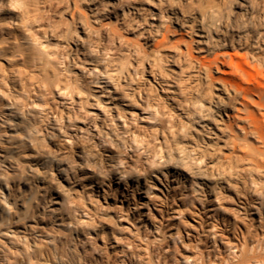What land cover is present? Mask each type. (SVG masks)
<instances>
[{
	"label": "bare ground",
	"instance_id": "bare-ground-1",
	"mask_svg": "<svg viewBox=\"0 0 264 264\" xmlns=\"http://www.w3.org/2000/svg\"><path fill=\"white\" fill-rule=\"evenodd\" d=\"M22 1L12 0V7L0 8V57H6L7 61L6 67L0 64V141L2 132L16 129L15 125L23 122L29 131L20 139L22 144L34 148L37 142L46 144L50 140L61 138L70 149L83 145L90 150L88 153L92 158L80 160V153L74 156L71 151L52 148L44 154L45 169L42 170L37 162L32 164V161H22L12 154L13 150L4 151L0 146V169L6 173L11 170L31 176V184L28 186L31 195L26 204H22L25 214L38 210V213L44 215L48 211L52 217L50 230L42 233L35 229L37 224L24 226L23 229L14 228L10 225L12 219L7 221L8 217L5 218L1 213L0 264H13L9 256L14 247L22 255L20 264H42L39 259L42 253L51 264H101L104 258L97 245L92 247L97 255L93 259L82 260L80 257L78 246L81 241V227L83 222L85 224L89 221L83 218L88 215L87 212H80V197L72 196L68 186L63 188L57 185L59 190L56 194L62 198L59 203H53L59 204V207L67 204L69 209L66 216L59 215L57 208L49 205L54 194L51 183L52 180L58 181L56 183L64 180L72 186L81 185L84 188L86 184L81 182L85 177L98 175L103 179L97 181L90 191H82L85 194L83 197L98 199L99 195L105 201L111 193L126 196L131 191L143 189L139 181L136 185L129 182L126 174L127 166L130 162L136 163L139 154L146 155L145 162L150 159L149 156L153 157L152 162L157 166L165 165L172 159L165 152V140H158L156 144L140 141L139 146L133 145L134 142H139L140 135L131 127L126 114L127 108H122L118 97L114 95L116 93L113 94L118 85L110 83L101 91H95L89 85L90 82H99V75L103 74V71H98L94 58L91 60L95 62L91 61L92 65L83 69L80 74V58L77 59L80 54V26L83 30L96 32L111 40L113 45H125L120 41L121 35L119 36L118 31L109 25L113 16L118 18L119 11L124 16L133 10L121 0H87V8L95 20L93 22L97 23L93 26L88 19H81V15H87L82 10L80 0L67 1L65 12H69V19L65 22L49 16L52 13L47 15L48 10L45 14L40 3L47 0H33L29 4ZM187 2L193 0H172L165 16L172 19L181 30L185 26L192 30V23L196 20L199 22L202 34L197 43L201 56L193 55L191 36L186 39L183 33H179L178 37L172 39L171 34L175 30L168 24L161 30L158 29L159 37L153 36L151 53L155 60H159L161 56V47H168L173 52L178 50L180 54L183 52L179 48L180 43H185V50L190 56L218 73L213 76L210 70L209 74L204 75L207 82L216 84L215 94L206 95L197 89L180 101L186 123L193 127L199 123L201 130L210 139L211 150L205 156L181 154L182 160L190 163L189 166L186 169L165 166V169L159 171L163 177L156 174L153 184L169 191L184 184L181 175L185 178L189 176L191 182L188 186L200 200L227 202L228 197L233 195V205L238 215H252L257 220L255 229L240 232L235 229L232 232V237L238 239V243L230 239L222 240L221 234L213 225L208 230V236L213 242L211 246L221 244L226 254L219 257L215 253L208 254L194 263L187 261V264H264V0H225L221 8H201L195 14L183 8ZM133 8L138 12L137 6ZM188 21L191 23L186 25ZM141 33L142 31L139 34ZM52 39L57 40L55 46L51 45ZM137 41L140 44L141 41ZM148 42L149 40H145L144 44ZM131 44L135 45L133 42ZM139 44L135 47L138 48ZM112 56L110 59L106 56V66H112L115 72H124L128 63L115 64L110 61ZM84 76L89 77L88 80ZM152 76L159 84L156 76ZM55 89L56 98L52 95ZM48 94L61 105L64 116L58 117L50 105L45 107L44 103L38 109L37 100L46 99ZM145 97L140 96L142 100ZM89 99L95 101L96 110L85 109ZM147 104L148 108L152 107L151 103ZM82 108L92 113L95 118L89 120L83 117ZM50 113L52 119L48 120ZM45 118L51 126L44 122ZM199 118L201 120L197 122ZM167 125L171 131L174 130L173 123L169 122ZM89 142L95 145V151L89 148ZM218 144L221 146L219 155L216 152ZM103 147L112 149L117 158L112 165L107 164L116 171L115 178L111 180L110 177L108 183L104 179L108 178L111 169L104 165L102 159L96 158L97 153H102L100 148ZM205 163L210 170L204 173ZM137 171L143 173L145 169ZM104 186H108V189ZM7 190L10 194V188L7 187ZM7 198L8 194L0 189V207L3 210L8 207ZM10 206L7 213H11L13 206ZM1 223H7V226L5 224L3 228ZM57 232L63 236L59 237ZM35 240L40 241L43 246L40 252L34 248ZM126 247L130 249L132 245L127 244ZM66 252L71 254L72 261ZM121 263H125V260L122 259Z\"/></svg>",
	"mask_w": 264,
	"mask_h": 264
},
{
	"label": "rangeland",
	"instance_id": "rangeland-1",
	"mask_svg": "<svg viewBox=\"0 0 264 264\" xmlns=\"http://www.w3.org/2000/svg\"><path fill=\"white\" fill-rule=\"evenodd\" d=\"M11 1L12 0H0V8L5 6L12 7ZM50 1L51 0H49V2ZM67 1L68 0H52L49 4L47 0L41 2L40 5L45 9V14L48 10L49 12L47 15L52 13L49 16H53L52 18L56 20L63 19L62 22H65V20L68 21L67 19H69V12H65ZM80 1H82V10H85V14L88 16L81 15V19L84 20L86 18L90 22V25H97V23L93 22L95 21L94 17L87 8L89 1ZM171 1L172 0H121L122 3L128 7L130 6L133 12L125 13L126 15L123 16L121 15V11H119L118 18L113 16L109 27L112 26L118 31L119 36L121 35L120 41L125 45H121V43H115V45H113L114 43H112L111 40L102 37L96 32L83 30L80 26V54H78L77 57V59L80 58V74L83 69L91 66L92 63L96 61V64H98V71H103V74L99 75L101 77L98 80L99 82H90L89 85L95 91L104 90V86H109L110 83L118 85V88L113 94L116 93L114 95H116L119 102H121L119 105L122 108H127L126 114L128 115L131 127L140 135L139 142H134L133 145L139 146L140 141L156 144L158 140H165L163 145L165 152L167 154L169 153L170 157H172L165 165L157 166L152 162L153 157L151 158L149 156L150 159L145 162L147 159L146 155H144V153H141L142 155L139 154L138 161L136 163L130 162V165L127 166L128 172L126 174L129 182L136 185L139 181L143 189H137L134 192L131 191L130 195L126 196L121 194L114 195L111 193L108 194L105 201L99 195L97 197L98 199L95 197L92 199L86 198L85 196L83 197L85 194H83L82 191H90V189L95 187L97 181L103 179L98 175L88 176L85 177L83 181L81 180V183L86 184L84 188H82L81 185L72 186L64 180H62V183H56L58 181L52 180L51 184L53 185L54 194L52 195V201L49 203L50 207H56L59 215L63 214L66 216L69 211L68 205L66 204L64 207H59V204L53 202L56 201L59 203L61 200L60 198H62V196L56 194L57 190H59L56 186L61 185L63 188H67L68 186L70 192H72L70 193L72 196L76 198L80 197V212L84 211L88 214L86 217H83L84 220H89V223L85 222L86 225L84 222L82 223L81 241H79L80 246H78L80 248V257L82 260H91L97 256L92 248L97 245L99 246L98 248H101L100 250L104 258L101 264H187V261L194 263L208 254L212 255V253H215L217 257L226 254L223 247L220 246L221 244L218 243L216 246H211L213 242L208 236V230H210L213 225L217 232L221 234L222 240L227 241L230 239L232 242L237 243L239 240L232 237V232H234L235 229L240 232V230L255 229L256 227L257 220L253 218L252 215H238L233 205V201L235 200L233 195H231V198L228 197L227 202H208V200H200L198 195L188 186L191 182L189 176L185 178L181 175L180 178L181 181H184V184L171 188L169 191L163 190L159 185L153 184L154 177L156 174L160 173V170L165 169V166H172L176 169H186L189 166L190 163L184 162L181 158V154L186 156H205V154L211 150L209 143L210 139L201 130L199 123L195 124L194 127L186 123L187 119L183 117L180 101L197 89L201 90L206 95L215 94L216 84H212L210 81L207 82L204 75L205 73L209 74L210 70L213 76H216L218 73L215 72L213 68L202 65L199 61L190 56L185 50V43H180L179 48L183 50L180 54L177 50L179 48H176L177 51L173 52V50H168V47H161V56L159 60H155L151 53L153 36L159 37L158 29L161 30L168 24L175 30V32L171 34L172 39L178 37L179 33H183L186 39H189V36H191L193 39L191 43L193 55L201 56L202 54L199 50V43H197L202 34L199 22L196 20L192 23L194 27L192 30L187 26H185V29H179L172 19H168L165 16V13L170 9ZM224 1L225 0H193V2L185 3L183 8L195 14L201 8H221ZM22 2L29 4L32 3L33 0H23ZM135 6L138 8V12L133 8ZM159 11L161 12L159 13ZM81 19L80 22L82 21ZM189 23L191 22L188 21L186 25H189ZM106 28H108V26ZM106 28L104 27L105 30H107ZM141 31L142 33L139 34ZM160 33L161 31L159 34ZM56 39L51 40V45L55 46L54 44L57 42ZM137 40H139V42L141 41L140 44L137 43ZM145 40H149V42L144 44ZM132 42L135 43V45L139 44L138 48L140 45L142 48H136L137 45L135 47L134 44H131ZM140 49H142L141 52ZM111 55H113L112 58L114 57L115 59L111 58L110 61L115 64H123L125 62L126 65L128 63L124 72H115L111 68L112 66L109 68L106 66V60ZM106 56L108 58H106ZM91 58H94L95 61L91 60ZM5 59L6 57H0V64L6 67L7 61ZM104 61L106 63H104ZM115 73H119V75ZM152 75L156 76V80L160 82V85L155 82ZM88 78L89 77L84 76V79L88 80ZM110 89L114 91V88L110 87ZM54 91L53 94H51L55 97L57 91L56 89ZM49 94L45 97L46 99L37 100L38 109L40 110L42 108L39 105L47 103V105L43 104V106L46 107L50 105L53 109L52 111L55 112L58 117L61 115L64 116V111H62L61 105L55 99L56 97L54 98ZM139 95L148 98L145 97L146 99L144 98V100H142ZM145 101L151 103L152 107L148 108ZM88 108L91 109V111L96 110L95 101L93 99H89L88 104H86L85 109ZM85 109H81L82 116L89 120H93L95 116ZM156 110L159 111L156 112ZM51 113L47 118L48 120L52 119ZM158 114L160 115L158 116ZM47 119L45 118V121H43L51 126ZM199 120L201 119L199 118L196 121L199 122ZM169 122L174 124L173 131H171L168 127L169 125H167ZM15 126L16 129H6V132H2V141H0L1 149L4 151L13 150L12 154L22 161H32V164L37 162L42 170L45 169L44 154L52 148H60L61 151H71L70 153L74 156L80 153V160L92 158V155L88 153L90 150L87 148L85 149L83 145H80V147L75 146L73 149H70L69 145L64 143L61 138L50 140L46 144L44 142H37L34 148L28 147L22 144L20 139L24 138L29 128H26L23 122H18ZM163 130L164 135H162ZM174 133H176V135H174ZM88 145L92 151H95L96 147L93 143L89 142ZM220 147L218 144L216 148L217 154L221 151ZM100 150L102 153H97L96 158L102 159L105 166H108L107 164L112 165V163H114L113 161H116L117 158L116 155H113L115 153L112 149L103 147L100 148ZM136 150L138 151V149ZM138 152H140V150ZM165 152L163 151V153ZM108 168L111 169L110 166H108ZM137 168L141 170L144 168L145 171L143 173L142 171L138 172ZM203 169L205 173V171L208 172V170H210V167L205 163ZM115 172V169L109 171L108 178L104 179L106 183H108L110 177L112 178L111 180L115 178ZM159 176L163 177L162 174H159ZM170 178L172 179L173 177ZM48 179L51 180L49 177ZM31 180L30 175L19 174V172H13L11 170L6 173V171L0 169V189L8 194L7 201L9 204L7 202V206H13L10 210L11 213L6 212L9 211L8 207L4 209L5 211L0 207V215L2 213L3 216L5 215V218L8 217L7 221L12 219L10 225L14 226V228L23 229L24 226L37 224L35 229L45 233L50 230L49 224L52 220L50 213L46 211L43 215L42 213H38L40 211L37 210V213L29 211L25 214V208L22 206V204H26V200H28L31 195L28 188L31 184ZM175 180L176 179H174V181ZM174 181H172V183ZM111 183L113 182L111 181ZM7 187L10 188V194L8 193ZM110 187H112V185ZM104 188L108 189V186H104ZM2 210L3 212H1ZM19 217L22 218L18 219ZM5 224L7 226V223L1 226L5 228ZM255 231L260 233L259 229ZM57 233L59 237L63 236L60 232ZM35 241L36 246L34 245V248L40 252L43 246H41L40 241ZM103 241L105 242L104 244ZM127 244H131L132 248H127ZM11 251L9 257L13 264H20L22 262L20 251L17 250L16 247L12 248ZM42 254L39 255L40 262L42 264H51L45 259V254H43V256ZM65 254L71 261L73 260L71 254L67 252ZM122 259L125 260V263H121Z\"/></svg>",
	"mask_w": 264,
	"mask_h": 264
}]
</instances>
